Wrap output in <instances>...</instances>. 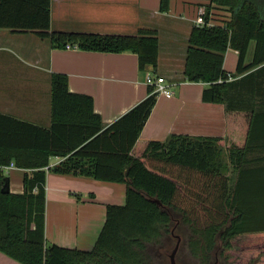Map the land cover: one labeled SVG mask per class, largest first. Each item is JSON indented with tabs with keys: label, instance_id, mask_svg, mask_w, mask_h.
Segmentation results:
<instances>
[{
	"label": "trees",
	"instance_id": "16d2710c",
	"mask_svg": "<svg viewBox=\"0 0 264 264\" xmlns=\"http://www.w3.org/2000/svg\"><path fill=\"white\" fill-rule=\"evenodd\" d=\"M210 1L229 7L231 17L209 26L207 14L206 25L193 29L184 80L204 83L202 100L225 106L234 145L225 150L218 138L187 135L141 140L157 102L152 86L146 99L105 127L93 98L70 92L68 77L53 74L48 127L0 114L1 253L21 264H157L150 247L173 234L177 213L191 231L190 254L201 264L213 257L215 264H264V0ZM170 5L160 0V11L169 12ZM0 30L33 32L54 48L132 53L141 71L156 74L158 68L156 31L130 37L51 33L50 0H0ZM229 49L239 53L234 74L223 68ZM253 142L263 156L259 166L247 167ZM227 155L235 164L230 172ZM54 158L60 162L51 167ZM11 164L24 171L21 195L1 193ZM48 172L126 185L125 205L107 206L91 251L48 244ZM191 185L201 189L195 201L205 214L201 221L181 199Z\"/></svg>",
	"mask_w": 264,
	"mask_h": 264
},
{
	"label": "crops",
	"instance_id": "0c3cea01",
	"mask_svg": "<svg viewBox=\"0 0 264 264\" xmlns=\"http://www.w3.org/2000/svg\"><path fill=\"white\" fill-rule=\"evenodd\" d=\"M202 5L196 0H171L169 12L162 13L160 0H50L51 33L130 37L140 30L156 31V74L151 69L141 71L138 56L132 53L82 51L70 44L54 48L49 38L33 32L0 30V114L48 127L51 78L64 74L70 92L93 98L95 113L108 127L147 98L148 76H160L174 95L157 97L141 140L163 142L171 135H187L218 138L222 148H231L234 144L228 136L225 106L205 103L202 93L206 85L184 80L189 39L198 27L196 19ZM210 22L223 24L213 16ZM238 58L237 51H227L223 68L228 74L235 73ZM259 145L252 143L247 167L261 164ZM59 162L51 159V167ZM226 163L228 172L235 169L231 155L226 156ZM7 172L14 173L11 193L23 194L24 171L15 168ZM125 203V184L48 172L46 240L69 250L91 251L105 225L107 206ZM176 238L181 244V238ZM0 264L21 263L0 252Z\"/></svg>",
	"mask_w": 264,
	"mask_h": 264
},
{
	"label": "rangeland",
	"instance_id": "374dc122",
	"mask_svg": "<svg viewBox=\"0 0 264 264\" xmlns=\"http://www.w3.org/2000/svg\"><path fill=\"white\" fill-rule=\"evenodd\" d=\"M198 3H204L207 6L208 11L207 14L213 16L217 21H222L230 18V9L229 7L219 6L216 3H211L210 0H196ZM8 177L12 179L13 172L8 173L6 172ZM13 181V180H12ZM13 181V185H14ZM192 183H195L193 180ZM201 194L200 187L197 188L195 185L189 186L187 192H184L181 197L183 200V204H190L192 205V209L196 213V216L202 220L204 213H202V207L195 204L196 196ZM191 209V210H192ZM180 215L175 213L174 214V223L172 224V232L173 234H166L163 236L162 241L159 245L151 246V254L153 259L156 261L157 264H170V255L172 254L173 250L177 245V238L179 236L181 238V244L179 250L176 255V262L177 264H201L199 260L193 258L189 251V238L191 236V231L188 226L177 223L180 220ZM203 222V221H202ZM161 250V251H160ZM215 261H218L216 257H213V260L210 264H215Z\"/></svg>",
	"mask_w": 264,
	"mask_h": 264
},
{
	"label": "built area",
	"instance_id": "2783aa9c",
	"mask_svg": "<svg viewBox=\"0 0 264 264\" xmlns=\"http://www.w3.org/2000/svg\"><path fill=\"white\" fill-rule=\"evenodd\" d=\"M207 11H208V8L206 5H202L198 8V14H197V19H196V25L198 27H202L206 25L205 17L207 16ZM211 20H212V16L210 15V21ZM210 21L209 23H207V25L216 26V25H212ZM146 82L148 86L154 87V93L157 94L158 96L161 95L167 98L173 97L174 93L172 92L169 84L167 83V80L164 77L148 76ZM219 82H222V80H220ZM15 168H16L15 165L11 164L10 167L4 168V171L7 172L10 169H15Z\"/></svg>",
	"mask_w": 264,
	"mask_h": 264
},
{
	"label": "water",
	"instance_id": "95a60500",
	"mask_svg": "<svg viewBox=\"0 0 264 264\" xmlns=\"http://www.w3.org/2000/svg\"><path fill=\"white\" fill-rule=\"evenodd\" d=\"M10 192H11L10 191V178L6 177L5 182H4L3 186L1 187V193L2 194H9ZM156 202L159 205H161L160 202H158V201H156ZM179 246H180V241L177 242L175 249L173 250L172 254L170 255V264H177L176 255H177Z\"/></svg>",
	"mask_w": 264,
	"mask_h": 264
}]
</instances>
